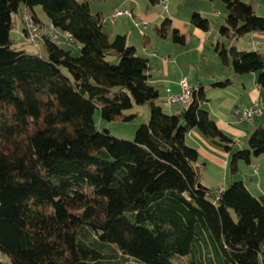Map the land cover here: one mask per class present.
Masks as SVG:
<instances>
[{"label":"trees","instance_id":"obj_1","mask_svg":"<svg viewBox=\"0 0 264 264\" xmlns=\"http://www.w3.org/2000/svg\"><path fill=\"white\" fill-rule=\"evenodd\" d=\"M222 2L218 33L228 43L215 52L264 90V52L236 45L264 32V17L245 0ZM35 6L69 44L46 41L40 53L13 45L12 14L26 7L39 20ZM190 22L209 29L199 12ZM153 30L184 41L167 16ZM149 69L125 34L109 39L89 0H0V252L9 258L0 264H264V195L240 179L220 190L201 184L204 164L186 141L197 129L230 152L236 173L239 161L264 155V126L233 149L203 107V86L169 113ZM142 104L149 118L131 141L96 126L97 110L101 120L129 121L136 113L126 111Z\"/></svg>","mask_w":264,"mask_h":264},{"label":"crops","instance_id":"obj_2","mask_svg":"<svg viewBox=\"0 0 264 264\" xmlns=\"http://www.w3.org/2000/svg\"><path fill=\"white\" fill-rule=\"evenodd\" d=\"M145 1L146 0H89V6L92 13H101L103 27L105 25L104 15L109 16L115 11H129L133 19L138 16L139 20L143 22V29L158 25L164 17H169L172 26L184 36V41L182 43H176L172 40V45H169L170 47H168V50L166 48H158L156 51L152 48L148 49L149 40L147 39L144 41L145 43L141 49V51L145 53L143 56L149 60L150 81L158 89L161 107L166 112L175 113L186 106L187 102L173 105H168L165 102L167 89L173 94H179L181 92V80H186L191 88L203 86L206 97L203 107L210 113L217 126L232 137L234 140L233 149H236L235 145L238 139L240 137L245 139L256 125H243L244 121L237 119L234 116V111L236 109L248 108L253 103H257L259 108L262 109L264 107V91L257 86L255 73L237 74L233 71L230 64H223L217 56L215 52L216 44L227 45L228 43L227 39L220 37L218 33V27L225 23L226 15L223 19L224 23L218 22V24L215 23V25L211 24V17L217 20L221 15L219 10H215V0H210V4L204 7L201 5L199 9L187 5L181 6L180 4L182 9L186 11L183 16L178 13L175 8L171 9L168 7L167 0L166 11L159 2L156 5L162 6L161 9H158L156 5L148 9L146 5V9L141 11ZM245 1L253 6L257 15L264 17V0ZM94 2L97 3L95 4ZM192 12H199L209 20L208 31H202L191 24L190 15ZM186 22H188L187 24L192 26L191 28L193 29L182 25ZM20 30L22 34V24ZM117 33L128 35L121 28L112 25L111 34L114 36ZM169 36L170 35L164 38V40H167ZM22 37L24 39L23 35ZM236 45L239 50H246V48H243V46H245L248 48L247 50H260L264 52V50L261 49H264V32L255 31L248 33L239 38L236 41ZM22 46L25 48L26 45L23 43ZM149 58L153 59L150 60ZM225 80H228V82L223 87H213L212 85L214 82ZM260 115H262V111ZM186 141L189 145L198 149V156L200 158H198L197 163L204 164L200 179L203 185L212 189H215L213 185H216L218 189H223L225 184L229 183L226 174L230 152L213 144L205 138L201 132L199 133L197 129H192L186 135ZM256 160L257 159H251V163L248 164V167L253 166V169L252 167L251 169L254 175L258 174V166L255 163ZM209 167L216 168L220 173L213 175L209 172ZM238 169H242L240 161L238 162ZM240 180L244 182L253 195H264V190L261 188L259 180L252 181L251 176L249 182H246L243 178ZM250 185L255 187L257 194L252 192Z\"/></svg>","mask_w":264,"mask_h":264},{"label":"rangeland","instance_id":"obj_3","mask_svg":"<svg viewBox=\"0 0 264 264\" xmlns=\"http://www.w3.org/2000/svg\"><path fill=\"white\" fill-rule=\"evenodd\" d=\"M94 3L96 4L97 2H94ZM147 4H148V1L146 0L145 3H143V5H142L141 11H144V9H146L145 6ZM180 4H181V6L187 5V6H192V7L199 9L201 5H203L202 7L206 6L207 4L209 5L210 0H167V6L170 7L171 9L175 8L178 11V13H180L183 16L186 11H184L182 9ZM214 4H216L215 10H219L221 12V15L219 16V19H217V20H215V18L211 17V24L215 25V23L218 24V22L224 23L223 19H224V16L226 15V10H225V7H224L222 0H215ZM161 7L162 6H157L158 9H161ZM33 11L36 13L39 20H41L42 22H46L47 17H46L44 11L42 10V8L40 6H35L33 8ZM112 14L109 16L104 15L105 25H104L103 29L109 34V39L111 40L113 38V35L111 34L112 25H115L118 28H121L122 30H124L128 34L127 35L128 36V44H131V45L136 47L138 55L143 56L145 54L141 51V49L145 43L144 41L147 39L149 40L148 49L152 48V49H155L156 51L158 50V48H166L168 50V47H170L172 45L171 36H169L167 38V40H164V38H161L155 34V32L153 30V26H150L146 29H143L142 28L143 22L141 20H139L138 16H136L133 19L126 14H122V15L117 16L113 21H111ZM12 21H13L14 25L10 31V36L13 39V45L16 48H21L23 43H24L26 45L25 49L28 52H30V53L34 52L35 49L32 46H30L27 42H25L23 37H22L21 30H20L21 24H22L21 19H20V14L19 13H13L12 14ZM187 23L188 22H186L182 25L185 27H188L190 29H193V28H191L192 26H190ZM59 44L62 45L61 41L59 42ZM243 48H246V50L248 49L245 46H243ZM261 49L264 50L263 48H261ZM78 51H79V46H77V47H75V49H73L74 54H77ZM149 59L151 60L153 58H149ZM243 109H240V110H243ZM260 110L262 111V115L258 116V118L255 117L253 119V121H244L243 125H247V126L254 125L255 126L257 124H262V126H264V107ZM126 113H136V116L129 121H123V120L104 121V120L100 119L99 113L97 110L94 114L96 126L97 127L101 126L102 128H107L109 130V133L114 137L131 141L134 139V134H135L136 128L141 123H143L144 121H146L149 118L148 105L147 104L135 105L133 109L126 111ZM244 146L245 147L247 146L246 139L240 137L238 139L235 147H236V149H238V148H244ZM255 157H257V158H255ZM252 159H257L255 163L258 166V174H256V175L252 174L253 166H251L252 167V169H251V167H248V164L245 163L244 161H240V163L242 165V169L238 170L236 173H232L230 171V165H229L230 159H229V163L227 165V174H226L228 177L227 181L230 182L231 180H239V179L243 178L246 182H249L250 176H251L252 181H256V180L260 181V186L264 190V155L260 154L258 156H252ZM209 172H211L213 175H217L220 173L219 170H217L214 167H209ZM203 178H204V176H203ZM201 184H203V183L201 182ZM227 184L228 183H226L225 186ZM213 186H214L213 188H215L214 190H218V187L216 185H213ZM250 188H251L253 193L257 194V191H256L254 186L250 185ZM0 260L2 262H9V258L6 255L2 254L1 252H0ZM180 261H183V259L181 258L178 261L176 260L175 262L178 263Z\"/></svg>","mask_w":264,"mask_h":264},{"label":"built area","instance_id":"obj_4","mask_svg":"<svg viewBox=\"0 0 264 264\" xmlns=\"http://www.w3.org/2000/svg\"><path fill=\"white\" fill-rule=\"evenodd\" d=\"M158 2L162 4L164 10L166 11V0H158ZM122 14H126L132 18V14L129 11H115L111 16V21ZM20 19L23 25V35L25 41L38 53H40V50L46 41L57 44L60 41L67 44L70 43L71 36L68 32L56 28L50 21L41 22L35 19L33 14L26 7L22 9ZM180 86L181 92L179 94L170 93L167 89L165 102L168 105L189 101L192 88L184 79L180 81ZM260 113L261 110L258 104L253 103L250 107L244 108L243 110L236 109L234 111V116L242 121H253V119L258 117Z\"/></svg>","mask_w":264,"mask_h":264},{"label":"bare ground","instance_id":"obj_5","mask_svg":"<svg viewBox=\"0 0 264 264\" xmlns=\"http://www.w3.org/2000/svg\"><path fill=\"white\" fill-rule=\"evenodd\" d=\"M23 9V8H22ZM29 9V8H28Z\"/></svg>","mask_w":264,"mask_h":264}]
</instances>
